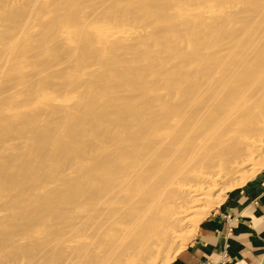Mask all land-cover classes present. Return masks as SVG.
<instances>
[{
  "label": "bare ground",
  "instance_id": "obj_1",
  "mask_svg": "<svg viewBox=\"0 0 264 264\" xmlns=\"http://www.w3.org/2000/svg\"><path fill=\"white\" fill-rule=\"evenodd\" d=\"M263 161L264 0H0V264H167Z\"/></svg>",
  "mask_w": 264,
  "mask_h": 264
},
{
  "label": "crops",
  "instance_id": "obj_2",
  "mask_svg": "<svg viewBox=\"0 0 264 264\" xmlns=\"http://www.w3.org/2000/svg\"><path fill=\"white\" fill-rule=\"evenodd\" d=\"M263 256L264 170L229 191L169 264H261Z\"/></svg>",
  "mask_w": 264,
  "mask_h": 264
},
{
  "label": "rangeland",
  "instance_id": "obj_3",
  "mask_svg": "<svg viewBox=\"0 0 264 264\" xmlns=\"http://www.w3.org/2000/svg\"><path fill=\"white\" fill-rule=\"evenodd\" d=\"M264 162V161H263ZM264 170V163H263V165H262V167L260 166L259 167V169L258 170H256V172H255V174H253V175H249L247 178H246V180H245V183H239V185H233V186H235V187H233L232 188V185H231V188L229 187V188H225V189H223L218 195H216V197H215V199L213 200V201H211V200H206L205 201V203L204 204H209V205H206V207H204V205L202 206L204 209V211H203V213H202V215L201 216H199V215H197V216H193V218H196L195 220H193V224L187 229V230H185L184 232H183V235H184V239H183V244H184V246H183V248L182 249H184V247L186 246V244L190 241V239L192 238V236L194 235V232H195V229H196V227L198 226V224L200 223V221H202L214 208H216L217 206H219L222 202H223V200H224V197H225V195L229 192V191H231V190H233V189H239V188H244V187H246L251 181H253L254 179H256L257 178V175H259V173H261L262 171ZM245 184V185H244ZM244 185V186H243ZM217 200V201H216ZM214 202V203H213ZM201 207V208H202ZM199 216V217H198ZM172 260H169L168 262L170 263ZM167 262V264H169Z\"/></svg>",
  "mask_w": 264,
  "mask_h": 264
},
{
  "label": "water",
  "instance_id": "obj_4",
  "mask_svg": "<svg viewBox=\"0 0 264 264\" xmlns=\"http://www.w3.org/2000/svg\"><path fill=\"white\" fill-rule=\"evenodd\" d=\"M263 258H264V256H263ZM263 258H262V260H263Z\"/></svg>",
  "mask_w": 264,
  "mask_h": 264
}]
</instances>
